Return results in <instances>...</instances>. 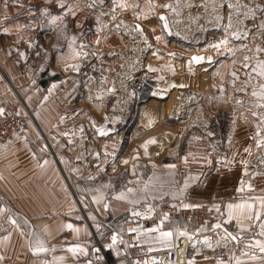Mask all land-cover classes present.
Instances as JSON below:
<instances>
[{"label":"crops","instance_id":"0c3cea01","mask_svg":"<svg viewBox=\"0 0 264 264\" xmlns=\"http://www.w3.org/2000/svg\"><path fill=\"white\" fill-rule=\"evenodd\" d=\"M65 2L76 3L80 10L75 17L66 18L67 30L63 34L57 26L42 24L51 16L61 14L62 10L57 0H8V21L5 23L0 19V28L10 29L8 33L0 31V109L4 110L9 104L16 103L18 112L28 116L26 136H15L10 141L0 144V206L10 208L14 216L19 214L15 218L20 225L17 228L8 222L6 216L0 217V255L5 257L0 264H43V261H51L53 257L59 256L65 258L64 264H89V261L91 264H128L125 257H119L112 263L107 261L92 263L93 245L96 236L105 239L109 232L103 221L119 230L120 226L125 228V220L131 214L126 209L145 211L143 201L132 206L112 197L128 187L142 188L150 177L153 178V183L163 186L165 191L169 187L179 189L183 186L185 178H188L189 187L183 198L184 203L209 202L213 205L221 201L229 202L238 195L235 189L240 186L241 179L251 180L257 188L254 195L260 194L259 189L264 188V176L250 177L253 171L264 172V167H258L257 157L260 153L251 140L254 127L247 111L249 107L246 112L232 111L226 134L217 130L178 134L175 129L156 130L152 129L154 128L152 126L151 129H143L137 136H133L135 128L143 125L141 117L149 111V107L147 104L144 105L138 116L130 118L131 101L116 87L115 92L107 91L114 86L110 82L115 81V77L121 75L123 71L116 72L115 76L107 68L102 69L108 66L107 64L95 60L92 64L94 72L84 76L82 66L87 64L88 58H94L93 52L89 51L84 59L79 57L77 60H57L56 57L58 53L68 52L65 35L76 37V47L79 43L95 44V39L99 36L101 38L99 46H102L100 52L103 55L100 53L96 59L99 62L114 60L121 65L122 61L126 63L128 57L124 58L117 52L115 56L108 53L121 48L120 44H125L129 36L138 40L141 36L135 32L131 35L119 32L120 35H116L114 32L110 34L103 31L95 38L94 29L89 31L91 28L85 21L89 3L86 0ZM3 3L4 0H0V15L4 13ZM44 8L48 9L47 16L41 14ZM77 17V23L73 24ZM17 24H26L28 27L17 30ZM135 24L136 22H133L132 26ZM140 25L148 39L161 34L162 24ZM175 29L176 27L171 24L172 32ZM85 30L87 33L84 35ZM79 32L80 35L83 34L81 37ZM88 32L93 33L88 35ZM21 53L25 55L21 56ZM210 55L213 60L221 58L222 53ZM205 57L207 59V56ZM74 63L80 65L79 72L65 68V64ZM209 66L210 64L203 65L204 68ZM219 72L216 70L213 75L211 74L214 79L209 82L210 86L207 87L208 90L205 89L206 91L219 89L221 84L220 78L217 77ZM202 76L210 75L203 73ZM89 77L95 79L85 87ZM101 77H107L103 84L100 83ZM121 80H124L123 76ZM98 94L103 95L102 100L96 99ZM45 97H48L47 100ZM141 97L144 98L137 93V98ZM138 101L136 100V104ZM200 103L201 101L197 102L193 108L196 109ZM157 105L156 102L154 106ZM222 109V106L215 104V120H218ZM61 116L65 117L63 122L60 121ZM245 116L248 117L247 121L243 118ZM100 126L111 128L114 132L106 137L99 136L96 129ZM81 127L82 134L79 131ZM64 132L70 134L74 141L72 144H69V136L62 135ZM149 133L152 134L150 138H155L156 143L148 145V155H145L141 145L150 139ZM194 137L201 139H193ZM249 144H253L251 156L244 152V148ZM105 151L108 153L107 156ZM96 152L100 153L99 157L95 155ZM113 152L115 156L111 155ZM188 153L194 155L189 156L188 163L185 164L182 158ZM137 154L139 159L133 160L132 157ZM205 157L210 158L212 163H206ZM125 159L129 161L128 164L121 162ZM241 159L249 161V174L244 173V166L240 164ZM229 160L235 162L228 163ZM133 164H136L134 173ZM154 164L156 167H153ZM167 164H175L176 168L164 167ZM119 173L125 175L126 186L118 190H113L112 186L102 187L111 185ZM137 180L140 183H128ZM97 188L107 195L109 209L105 210L102 204L92 201V196L96 195L94 190ZM180 200V197L173 199L170 195L164 196L162 200L149 199L147 202L156 208L150 219H157L159 223L160 206L170 202L180 203ZM24 218L29 222L27 225L24 224ZM216 222L217 214L215 220L207 226L208 231L195 237L201 240L205 235L210 237L213 248L203 245L193 247L192 242L187 240V244L181 248V262L187 264L189 259L195 257L196 264H216V257L227 260L230 251H235L238 256H241V252L250 251L245 248V243L253 236L260 238L256 235L259 231L257 228L254 233H245L244 240L239 246L235 242H230L229 248L217 246L215 242L219 237L211 227ZM69 223L74 228H79V233L67 228L66 225ZM97 223L101 225L99 230L96 228ZM137 224L142 225L139 222ZM152 226L154 225H143L144 228ZM185 226L189 231L197 228L187 222L166 221L164 229ZM224 227L234 233L237 231L234 221L225 224ZM21 230L24 231L23 235ZM29 231L42 233L46 246L49 249L54 247L55 250L47 254L33 255L28 247ZM6 236L8 239L3 240ZM147 239L148 237L143 236L135 239L134 236L132 251L139 254L169 251L158 243H145ZM75 244L86 248L87 254L77 253L74 256L69 252V246ZM149 247L156 250L148 252ZM174 248L176 247L172 249ZM254 251L257 256L261 255L258 249ZM206 256L209 259L206 260ZM241 259L246 261V264H260L258 260L252 261L246 256H241Z\"/></svg>","mask_w":264,"mask_h":264},{"label":"snow or ice","instance_id":"6c2138e0","mask_svg":"<svg viewBox=\"0 0 264 264\" xmlns=\"http://www.w3.org/2000/svg\"><path fill=\"white\" fill-rule=\"evenodd\" d=\"M104 0H99L100 4H103ZM147 7L142 8L141 5L138 2H129V0H112V8L110 9L112 13V22L116 20V10L119 9H132L133 14L137 17V19H147L148 13H153L156 10V6L153 3V0H146ZM57 3L59 4V7L61 8L62 12L60 15L51 16L47 22L51 25L57 26L60 28L61 33H66L67 30V20L66 18L68 16L75 17L77 15V12L80 10L79 6L76 3H66L65 0H57ZM97 4V0H91V3H89V8H95ZM161 8H171L172 6L170 4H162L159 5ZM203 7L207 11L209 7L211 8V16L209 22H215V27H221V22L224 19V16L220 13V9H223L225 7L223 0H221V3L217 4L216 0H209V3L204 4ZM4 13L0 15V19H2L5 23L8 21V8L9 3L8 0H4L3 3ZM227 8L230 10L228 12L227 16V24L224 25V32L226 35L222 40L217 41L216 43L212 44L211 47L219 49L221 46H224L227 51L232 53V55H235V52L237 49L235 48H227V45L229 43V37L234 38L237 41H245L249 36L253 37V41L259 37L260 40L264 41V18H261L258 24H253L252 28H248L245 25V21L248 19L255 20L257 17V13H264V3H257L254 6L249 4H240L237 3H227ZM243 9V11H242ZM234 10V12L232 11ZM175 11V9H173ZM41 14L43 16L48 15V9L44 8L42 9ZM108 13H105L103 11L100 12L99 15L96 16V21L98 24L97 31L103 32L104 29L107 27V25H104L101 22V17L106 16ZM159 20L162 22V31L166 32L168 34H171V29L168 23V18L164 14L159 15ZM113 26L117 29L121 27V24L114 23ZM28 25L26 24H17L16 28L17 30H22L27 28ZM125 28H128L130 26L124 25ZM132 30L139 34L143 42L147 45V48L151 49L152 45L148 44L147 37L144 35V30L140 24H135L134 26H131ZM255 30V32L253 31ZM0 31H3L5 33H8L10 31L9 28L4 27L0 28ZM155 31V29H153ZM176 35H179L177 32ZM65 39L67 40V47L68 52L67 53H58L57 60H77L81 56H87L88 53L83 51V49L86 47L84 44H80L79 47H76V37L75 36H67L65 35ZM104 39H107V37H104ZM162 39V35L155 36V40L159 41ZM101 42V38L98 36L95 40V44L99 45ZM240 49L246 50L248 54L244 55L242 60V69L244 70L243 75L245 77V80L243 82V86L239 88H235V91L244 95L250 96L249 104L250 107L248 108V114L251 117V122L254 127V132L251 136V140L254 142L255 148L259 151L260 155L257 157V160L259 162L258 167H264V44L261 43H254L253 48H249L246 43L240 44ZM24 53H21V56H24ZM103 55V53H101ZM110 56H115L117 53L110 52L108 53ZM153 55H157L156 52H153ZM170 55H172L170 53ZM159 58V57H158ZM205 57L202 56H194L192 57V61H195L197 64H199L202 60H204ZM209 61L212 60V57L207 58ZM139 63V60L136 61ZM236 61L233 60V64H235ZM123 68L124 65H121ZM148 70L150 72H158L160 71L159 68H154L151 64L148 66ZM164 67L169 68L170 70L174 71L172 69L171 65H165ZM65 68H71L75 70L76 72L80 71V65L78 63L74 64H65ZM109 71L111 69H108ZM231 84L233 87H235L239 75L238 71L233 69L231 72ZM95 78L89 77L88 83L85 84V87H88V84L91 83ZM157 79H163V77H157ZM107 80V77H101L100 83L103 84ZM255 81V82H254ZM216 85H214L215 87ZM55 87V85H53ZM219 90L223 92L224 85H219ZM51 92V89H49ZM103 90H101L102 93ZM108 92H115L116 88L113 86L111 88L107 89ZM156 94V93H154ZM130 95L134 96L135 92H132ZM48 97H45V100H47ZM91 98V97H90ZM222 97H213V99H220ZM97 100H102L103 95L98 94L96 96ZM235 103L237 105H241L244 103L243 99H236ZM3 113V109H0V114ZM245 121L248 120V117H243ZM65 119L64 116L60 117V121L63 122ZM107 120V117L105 118ZM118 119V118H117ZM114 122V121H113ZM94 123V122H93ZM80 133H83V127L80 128ZM99 136L106 137L108 136L109 132L113 131V129L108 128L106 126H100L96 129ZM64 136H69V144H72L74 141H72L71 136L68 132L62 133ZM211 135V133H209ZM193 139H201L200 137H194ZM156 140L155 138H150L146 140L141 147L144 148V154L148 155L147 147L149 144H155ZM105 148H107V145H105ZM252 149L253 144H249L244 148V152L247 153L249 156L252 155ZM213 150L215 148L213 147ZM95 155L97 157L100 156L99 152H96ZM108 153L105 151V156H107ZM111 155L115 156V152L111 153ZM194 155L193 153H188L185 155L182 159L185 164L188 163V157ZM235 155V154H234ZM210 156V154H209ZM79 159V157H77ZM133 160L139 159V154L132 157ZM204 161L208 164H211L212 161L210 158L205 157ZM124 164H128L129 161L127 159L121 161ZM228 163H234V160L227 161ZM45 163H48L45 161ZM240 164L243 165V171L245 174H249V161L246 159H241ZM153 167H156L154 164ZM164 167L168 169H175V164H167L164 165ZM136 164L132 165V171L135 172ZM73 171H78L77 169H73ZM113 171H115V167H113ZM256 176H264V172L260 171H253L250 173V177H256ZM91 179V177H90ZM128 183H140L139 180L137 181H129ZM102 187H111V185H104ZM189 187V179L185 178L183 186L179 189L169 187L167 191L164 190L163 186H157L155 183H153V178H149L148 182H145L143 187L140 189L128 187L126 190H122L119 193H117L114 197H112L115 200L118 201H124L127 202V204L135 206L139 205L142 201L145 202V211L141 212L139 210H136L134 208H128L126 209L131 213L132 217H137L140 219H150L152 218L153 214L156 212V208L147 201L149 199L155 200V199H163L164 196L170 195L173 199H176L177 197H180V205L179 207L182 209H195V208H201L204 207V205L201 204H191V203H184L183 198L186 196V190ZM86 191H93L92 189H86ZM96 192V195L92 196V201L97 204H102L103 208L105 210L109 209L110 205L107 203V195L103 193L99 188L94 190ZM236 193L238 195L236 197H233L231 201L224 202L221 201L220 203H216L211 205L208 208L209 212H212L213 210L217 214V222L213 223L211 225L212 229L217 232V235L219 239L216 240L217 246H222L224 248H229L230 242H235L237 246L241 244V242L244 240V234L245 233H254L255 230L258 228L259 231L256 233L260 238H253L249 239L245 243V248L249 249L248 252H241V256H246L248 259L252 261H259L260 264H264V188L259 189L260 194L254 195V193L257 192V188L251 183V180L245 181L241 179L240 186L235 189ZM170 207L175 208L176 205L172 204ZM19 214H15V216H18ZM7 217L8 222L11 225L16 226L17 228L20 227V225L17 223V219L12 214V210L7 207L0 206V217ZM93 220L95 217H92ZM170 213L168 212H161L160 213V219L159 223L155 224L152 227L144 228L143 225L137 224L136 227H129L127 228V232L134 233L135 239H140L143 237H148L147 240H145V243H158L163 248L172 249L173 247L177 246V241L181 238L186 239L188 241L192 242L193 247H196L197 245H203L208 248H213V242L208 236H203V239H196L195 237L197 234L204 233L208 231L207 224L208 221H205L204 224L197 227L194 231H189L187 227H174L169 228L168 230L164 229V225L166 221H169ZM235 222L237 231L231 232L228 230L227 227H224L225 224H229L231 222ZM28 220L24 218V224H28ZM67 228L73 229L75 232L79 233V228H74V226L69 223L66 225ZM96 228L99 230L101 228V225L99 223L96 224ZM125 231L123 226H120L119 232L113 231L111 235V243L106 244L105 247L111 248L116 250V255L119 256L120 252L117 248V244L123 243L125 246L128 245V242L123 240V237L121 233ZM222 233V234H221ZM21 234H24V231L21 230ZM155 234V235H153ZM10 235V234H9ZM29 239H28V247L31 250L33 255H41V254H47L49 251H54L55 248L49 249L46 246V242L43 238L42 233H38L36 231H29L27 233ZM8 237H4L3 240H7ZM258 249L260 256L256 255V252L254 250ZM156 249H153L152 247L148 248V252H152ZM68 251L71 252L74 256L77 253L80 254H87V249L82 247L79 244L70 245L68 248ZM98 251V250H97ZM241 256L236 255L235 251H230L229 257L227 260L223 259L222 257H216V264H246V261L241 259ZM5 259L3 255H0V262H2ZM205 259H209V257H205ZM65 258L63 256L59 257H53L51 261L45 260L43 261V264H64ZM89 264H91V261H89ZM133 264H164L163 260L157 262V259L155 256H153L151 259H145L143 261L136 260L133 262ZM168 264H174V262L169 261ZM175 264H183V262H175ZM187 264H196L195 257L192 259H189L187 261Z\"/></svg>","mask_w":264,"mask_h":264},{"label":"rangeland","instance_id":"374dc122","mask_svg":"<svg viewBox=\"0 0 264 264\" xmlns=\"http://www.w3.org/2000/svg\"><path fill=\"white\" fill-rule=\"evenodd\" d=\"M86 1L91 3V0ZM129 2H138L145 9L147 7L146 0H129ZM216 2L219 4L221 0H216ZM229 2H239L240 4L254 6L257 3H264V0H223L225 7L219 10L224 16L221 27H215L214 21L209 22L211 8L209 7L206 11L203 7L204 4L209 3V0H153L156 10L153 13H148L147 19H137L132 9L124 10L117 8L115 13L116 20L114 22H112V13L110 11L112 0H104L103 4H100L99 0H97L96 7L89 8L85 21L86 24H89V28H91L89 31L94 29V33L88 32V35L93 33L95 38L101 34L97 31L98 24L96 21V16L101 11L108 13V15L101 17V22L107 25L104 29L105 33L114 32L116 35H120L119 32H123L127 35L130 33L131 35L134 33L131 27L133 22L161 26L162 22L159 20L161 13L167 16L170 28L171 24L176 27L175 31L172 32L171 30V34L169 35H165L161 31L160 35H162V39L159 41L155 40L152 36L149 39L147 38L148 44L152 45L151 49L147 48L142 37L138 40L134 39V36H132L133 39L129 36V39L125 40V44H120L121 48L113 51L119 53L124 58L128 57L125 60V64L124 61L121 63V65H124L123 68L114 60H100L99 62L96 59L101 53L102 46L95 45L93 42L90 44L79 43L77 46L79 47L80 44H84L86 47L83 51L87 53L90 51L95 54V59L92 57L94 60L90 57L87 64L82 66L84 76H89L94 72L92 64L95 60L98 63L104 62L107 64L108 66H104L102 69H111L109 72L115 74V76L116 72L123 71L122 74L124 75H117L115 81L112 80L110 83L118 88V90H121V94L131 101L132 113L130 118L138 116L141 107L146 104L148 105L153 99L158 103L157 106L149 107V111L141 117L143 125L138 129L135 128L136 132L132 133L133 136H137L143 129H151L152 126L154 127L152 129L156 130L175 129L178 134L203 131L213 132L214 130L226 134L229 129L232 111L246 112V109L250 107L248 102L250 96L235 91V88L243 86L245 77L243 75L242 60L244 55L248 54L246 50L240 49L239 46L241 43H246L249 48H253L254 43L264 44V41L260 40L259 37L253 41L252 36H249L245 41H237L229 37L227 48L237 49L232 60V53L227 51L224 46H221L219 49L211 47L212 44L222 40L226 35L223 26L227 24V16L230 11L227 8V3ZM162 4H170L172 7L166 9L159 7ZM232 11L234 12V10ZM49 15L51 16V14ZM261 18H264V13L258 12L256 19L246 20L245 25L248 28H252L253 24H258ZM77 19L78 17L73 21V24L77 23ZM114 23L121 24V27L119 29L115 28L113 26ZM42 24H48L49 26L48 22ZM124 25L130 26L128 28L131 31L125 28ZM86 30L83 31V33L85 32L84 35L87 33ZM253 31L255 32V30ZM177 32L179 35H176ZM82 35L79 32V37ZM153 52H156L157 55H153ZM216 52L222 53L221 58L211 61L206 59L205 56L207 58L211 57L210 54H215ZM194 56H202L206 60L204 59L197 64L195 61H192V57ZM81 57L85 58V56ZM137 59L139 63L136 62ZM233 60L236 61L235 64H233ZM149 64L154 68H159L160 71L150 72L147 67ZM204 64H210L209 68H204ZM165 65H171L174 71L164 67ZM233 69L237 70L239 75L235 87L231 84V72ZM216 70L220 71L219 74L217 73V77L220 78L221 84L224 85V90L223 92L219 89L206 91L205 89L210 86L212 79H214L211 74ZM203 73H207L210 76L203 77ZM122 76L124 80H121ZM157 77H163V79H157ZM136 81L140 85L139 88L134 86V82ZM132 92H135L134 96L130 95ZM137 93L144 98L138 99ZM213 97L222 98L213 99ZM110 98L112 99L113 96ZM236 99H243L245 104L237 105L235 103ZM136 100L140 102L138 101L136 104ZM199 101L201 103L194 109L193 106ZM215 104L223 107L218 115V120H215L214 115ZM233 106L235 109H233ZM156 123L159 124L156 125ZM150 134L149 138L152 136ZM124 176L121 173L116 175L119 179H122Z\"/></svg>","mask_w":264,"mask_h":264},{"label":"built area","instance_id":"2783aa9c","mask_svg":"<svg viewBox=\"0 0 264 264\" xmlns=\"http://www.w3.org/2000/svg\"><path fill=\"white\" fill-rule=\"evenodd\" d=\"M134 86L136 88L140 87L137 81L134 82ZM27 130L28 116L22 115L18 112V104H9L0 115V144L10 141L15 136H26ZM172 204H175L176 207H170ZM200 204L204 205V207L195 209H182L179 207L180 203L170 202L162 204L159 209L160 212L170 213V221H175L177 223L187 222L195 225L196 227H199L200 225L204 224L205 221H208V226L215 220L216 213L214 210L212 212L208 211V208L212 205L211 203L202 202ZM157 221V219L139 220V218L132 217L131 214H129L125 220V231L121 233L123 240L127 241L128 245L125 246V244L118 242L117 248L120 252L119 256L116 255V250L105 247L106 244L111 243L112 232H119V230L113 228L108 222L103 221L102 223L106 228L109 229V232L107 233L105 239H100L98 236H96L92 251V263L101 261L112 263V261L119 257H125L128 261V264H133V262L136 260L143 261L145 259H151L153 256L156 257L157 262L163 260L164 264H168L169 261L174 262V264L175 262H181V248L187 244V240L183 238L177 241L176 248L169 251L142 254L132 251L131 244L135 234L127 232V228L135 227L138 222L144 226L155 225L158 223Z\"/></svg>","mask_w":264,"mask_h":264},{"label":"trees","instance_id":"16d2710c","mask_svg":"<svg viewBox=\"0 0 264 264\" xmlns=\"http://www.w3.org/2000/svg\"><path fill=\"white\" fill-rule=\"evenodd\" d=\"M126 185H127V181H126L125 177H123L122 179L121 178L119 179V178L115 177L113 179L112 184H111L113 190H118V189H120V188H122V187H124Z\"/></svg>","mask_w":264,"mask_h":264},{"label":"bare ground","instance_id":"6f19581e","mask_svg":"<svg viewBox=\"0 0 264 264\" xmlns=\"http://www.w3.org/2000/svg\"><path fill=\"white\" fill-rule=\"evenodd\" d=\"M156 104V101L153 99L151 102H149L148 107H152Z\"/></svg>","mask_w":264,"mask_h":264},{"label":"water","instance_id":"95a60500","mask_svg":"<svg viewBox=\"0 0 264 264\" xmlns=\"http://www.w3.org/2000/svg\"><path fill=\"white\" fill-rule=\"evenodd\" d=\"M165 15V14H164ZM166 16V15H165ZM168 23H169V20H168ZM137 24V23H136ZM169 26H170V23H169ZM171 29V28H170ZM114 132V130L113 131H111V132H109V134H112ZM108 134V135H109Z\"/></svg>","mask_w":264,"mask_h":264}]
</instances>
